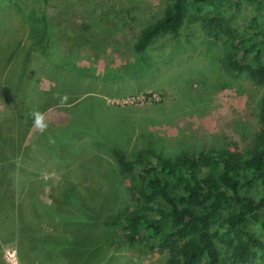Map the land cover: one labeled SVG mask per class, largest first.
<instances>
[{
	"label": "rangeland",
	"instance_id": "1",
	"mask_svg": "<svg viewBox=\"0 0 264 264\" xmlns=\"http://www.w3.org/2000/svg\"><path fill=\"white\" fill-rule=\"evenodd\" d=\"M5 1L9 4L0 0V43H6L0 44V171L7 175L4 184L15 190L0 184V204L16 202L28 214L33 202L50 203V193L60 198L62 192L60 207L52 209H82V221L93 224L100 239L93 247L98 264H164L159 248L122 244L120 225L103 223L113 208L101 209L129 208L131 190L139 185L135 172L126 177L119 172L113 150L130 157L150 146L176 157L223 141L246 148L259 125L264 87L228 65L233 47L224 30L191 13L176 36L165 35L135 52L138 32L163 14L169 0L40 2L48 61L30 32L40 24L30 25L25 16L34 11L35 0ZM250 12L244 6L228 25L245 22ZM26 57L32 76L39 77L25 84L18 127L15 78ZM26 114L31 116L23 126ZM6 213L12 216L7 207ZM15 236L0 240L1 264H28L18 256L16 231Z\"/></svg>",
	"mask_w": 264,
	"mask_h": 264
},
{
	"label": "trees",
	"instance_id": "2",
	"mask_svg": "<svg viewBox=\"0 0 264 264\" xmlns=\"http://www.w3.org/2000/svg\"><path fill=\"white\" fill-rule=\"evenodd\" d=\"M43 1L35 0L34 11L28 10L25 16L30 25L40 24L31 26L30 32L48 61L51 53L46 52L48 43L42 41L44 15L37 14V4ZM12 2L18 5L17 0ZM244 6L251 9L249 16L245 22L236 21L232 28L228 23ZM189 13L194 20L224 30L233 47L228 65L264 87V0H169L163 14L138 32L133 50L140 54L156 39L176 36ZM14 40L10 38V45ZM33 48L27 46L26 52ZM28 60L26 57L17 65L15 78L20 85V100L13 105L18 127L22 122L17 106L26 98L25 84L30 77H39L32 76L34 69ZM136 63H132L135 68ZM257 107L259 125L246 148L223 141L176 157L165 156L150 146L130 157L114 149L119 172L125 177L135 172L139 185L131 190L134 202L129 208L118 212L108 204L101 209L113 208L103 223L120 225L122 244L159 248L166 254L164 264H264V91ZM27 114L23 126L31 116ZM6 176L0 171V184L5 190H15L4 184ZM50 197V203H40L39 207L33 202L28 214L16 202L0 204V233L5 237L0 240H15L16 231L18 256L28 264H98L99 258L93 253L94 245L100 242L96 227L84 224L82 209L69 206L71 210H66L69 201L64 206L66 211L53 210L52 204L60 207L62 200L52 193ZM6 207L11 217L6 218ZM14 219L15 224H10ZM22 236L27 239L23 241ZM52 253L57 262L48 255Z\"/></svg>",
	"mask_w": 264,
	"mask_h": 264
}]
</instances>
